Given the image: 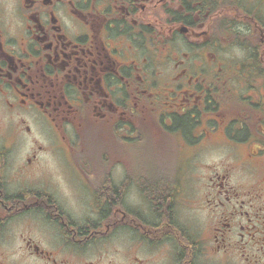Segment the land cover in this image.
Wrapping results in <instances>:
<instances>
[{
    "label": "flooded vegetation",
    "instance_id": "af4514ba",
    "mask_svg": "<svg viewBox=\"0 0 264 264\" xmlns=\"http://www.w3.org/2000/svg\"><path fill=\"white\" fill-rule=\"evenodd\" d=\"M174 135L203 146L196 233L174 206ZM223 139L243 162L223 152L202 173ZM90 140L108 155L85 157ZM137 143L156 151L151 175ZM117 231L137 240L132 264H264V0H0V241L43 264H98L79 249Z\"/></svg>",
    "mask_w": 264,
    "mask_h": 264
},
{
    "label": "rangeland",
    "instance_id": "374dc122",
    "mask_svg": "<svg viewBox=\"0 0 264 264\" xmlns=\"http://www.w3.org/2000/svg\"><path fill=\"white\" fill-rule=\"evenodd\" d=\"M222 142V150L224 151L215 148L203 154L202 173H206L211 164L224 158V153L230 154L228 162L235 166H239V164L243 162V155L245 153L244 148L232 146L228 147L225 139H223ZM174 144L177 152L179 153L176 167L179 172L178 178L180 180V186L178 188V194L175 198L174 206L182 213L185 228L189 232L196 233L199 229V221L204 216V214L199 211V196L197 194L199 187V173L197 166L199 163L198 158L201 155L203 146H189L179 139L177 135H174ZM136 145V148L131 151L132 156L136 159V163L139 166L142 163H145L144 167L139 169V172L145 175L153 174V170L150 167L154 165L153 159L155 158L156 151L147 145L139 143ZM84 149V156L90 159L99 158L98 153L103 154L109 152L106 148L103 149L99 144L94 143L93 140H90ZM177 152L171 149L169 151V157H177ZM142 156L144 157L145 162L141 160ZM112 157L114 159L116 155L113 153ZM67 162L69 163L68 155ZM61 163L64 164V160H62ZM71 169L75 174L77 173L73 170V168ZM50 173L51 179L59 186V190L64 196L69 210L72 211L78 218V216L83 213L82 203L78 201V198L73 193V188L66 181V172L59 165L57 159L51 161ZM129 205L134 207L137 204H134L133 198H130ZM84 210L87 214L90 213V211L86 209ZM91 217H93V215ZM16 224L17 222L13 221L11 225L12 228H14ZM41 227L42 229L38 230L39 237L45 238L50 229V224L49 222L43 221L41 223ZM109 237L110 239L106 241L105 247H102L103 245L101 244H92L80 248L79 250L80 252L85 251L86 255L90 256L89 258H92L93 261H95V259H99L98 264H132L130 262L131 259H134L132 256L139 252L136 238L131 239L132 235L127 231H117ZM52 244L49 241L44 240L42 247L49 251L56 250L55 243L52 242ZM142 245L151 251H155V247L152 245L146 243H143ZM203 246H205V242H203ZM146 248L142 249L140 253L146 254L148 252ZM66 249L68 250V248ZM41 261H43V258L40 257L30 259L22 256L20 253V247L12 241H0V262L3 264H43ZM81 261L82 260L79 262Z\"/></svg>",
    "mask_w": 264,
    "mask_h": 264
},
{
    "label": "trees",
    "instance_id": "16d2710c",
    "mask_svg": "<svg viewBox=\"0 0 264 264\" xmlns=\"http://www.w3.org/2000/svg\"><path fill=\"white\" fill-rule=\"evenodd\" d=\"M99 155H98V157L99 158H104L105 157V155H104V153L103 154H101V153H98ZM106 155H108V153H106ZM81 167H85V166H82V165H80Z\"/></svg>",
    "mask_w": 264,
    "mask_h": 264
}]
</instances>
